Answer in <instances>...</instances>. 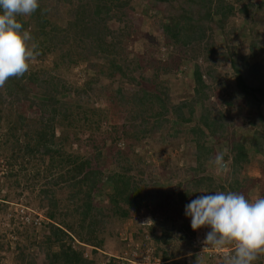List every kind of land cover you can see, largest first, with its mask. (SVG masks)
Wrapping results in <instances>:
<instances>
[{
  "label": "trees",
  "instance_id": "obj_1",
  "mask_svg": "<svg viewBox=\"0 0 264 264\" xmlns=\"http://www.w3.org/2000/svg\"><path fill=\"white\" fill-rule=\"evenodd\" d=\"M44 1L50 2L39 0V9L28 15L27 20L17 18L33 38L29 44L36 43L38 53H53L56 66L69 68L81 61L94 74L86 81L85 87L71 89L63 88L58 85L59 81L51 78L40 80L38 84L32 80L36 73L28 70L21 78H10L0 88V123L7 126L0 138V156L11 162L7 163L9 167L18 162L17 172L31 168L30 173H25L21 187L16 183V172L9 170L4 177L6 180L11 178L13 189L29 191L26 204L36 201L39 212L47 221L42 225L45 230L41 240L30 242L31 246L43 252L47 264H93L82 258L83 245L92 248V251L100 248L103 239L98 234L102 233L104 225L111 219L126 218L139 206L136 183L130 175L132 168L142 163V157L134 151L135 147L140 140L169 130L171 120L188 126L186 130L180 128L173 131L176 135L186 131L190 137L195 163L191 169L193 172L201 169L206 156L213 151L205 145L208 138L217 144L231 141L224 159L230 158V169L233 168L234 172L231 176H235L226 183L227 189L223 185H215L209 177H202L195 184L207 182V187L212 189L208 194L231 190L246 195L252 182L247 180L243 183L240 171L249 161V150L258 153L264 148L263 116L260 113L250 117L248 124L252 127V136L246 143H238L231 140V131L223 114L212 107L209 109L206 103L219 82L215 79L214 67L226 61L233 72L235 86L243 96H248L255 107L264 106V76H260L262 66L254 63L250 68L245 63L248 57L233 54L230 47L231 51L224 52L214 44L217 33L226 39L235 34L233 27L227 28V22L233 16L237 15L244 21L251 20L250 0H230L231 3L224 0H152L161 6L158 8L157 25L167 43L174 48L178 43L181 47H189L193 59H200L204 64L203 71L196 63L190 71L188 79L192 98L176 104L171 103L165 94V87L163 92L157 89L175 78L177 72L180 73L178 66L181 61L175 63L177 68L174 70L155 65L148 88L141 85L147 79L136 74L138 65L124 57L123 46L131 35L130 30L124 27L128 23L126 16L123 18L124 14L120 13L127 6L125 1L76 0L70 5L64 29L49 26L47 14L55 13L46 12V7L42 5ZM71 1L65 2L70 4ZM232 4L238 5L239 9L234 11ZM51 9L56 11V7ZM111 18L124 25L116 31H109L104 22ZM254 28L253 25L249 28L248 36L262 39L264 27L253 34ZM254 41L251 42L252 47L257 44ZM254 50L251 56L259 54L264 60V43ZM37 58L41 56L37 55L34 60ZM30 60L27 61L29 65ZM244 72H248L253 80L257 78V81L254 84L247 82ZM101 76L107 82L117 81L113 85L109 82L110 85L99 87L95 92L99 96L106 94L104 97L108 106L123 114L121 125L114 126L116 132L110 139L106 158L102 155L106 132L101 129V123L106 121V112L88 106L87 94L93 91L90 84L97 82ZM67 91L72 96L64 97ZM59 96L63 97L58 99ZM30 112L33 115L27 118ZM92 132L101 133L102 139L91 137ZM84 134H88L85 139ZM118 142L123 147H116ZM73 144L76 146L74 150L70 148ZM110 164L114 165V170L104 173L103 166ZM107 185L110 189V193H105L107 205L94 206V195L104 194L103 188ZM186 218L191 224V218ZM188 232V235L180 237L181 241L191 242L193 231L190 228ZM73 243L80 248L73 249ZM18 260V264H35L30 262L31 259L25 260L22 253H19ZM163 260L167 261L165 253Z\"/></svg>",
  "mask_w": 264,
  "mask_h": 264
},
{
  "label": "rangeland",
  "instance_id": "obj_2",
  "mask_svg": "<svg viewBox=\"0 0 264 264\" xmlns=\"http://www.w3.org/2000/svg\"><path fill=\"white\" fill-rule=\"evenodd\" d=\"M65 1L42 2V5L47 9L46 12L55 13L47 14L49 26L64 29L65 22L69 19L67 15L70 11V5L76 3V0H72L70 4ZM123 1L127 6L120 13L124 14L123 18L126 16L125 19L128 22L126 26L117 22L115 18L106 20L104 26L111 32L116 31L122 25L130 30L131 35L127 37V41L124 43L123 54L128 61L131 60L132 63L138 65L139 69L136 74L147 79V81H142L141 85L150 88V76L151 73H154L155 65L172 67L171 69L174 70L177 68L175 63L181 61V65L178 66L180 73L177 72L175 78L168 80L164 86L160 85L157 90L163 92L165 87L167 89L165 94L174 104L192 98L193 93L188 77L193 63L199 65L203 71V62L200 59H193V52L189 50V47H181L178 43L174 48L167 43L157 25L160 14L158 8L161 6L153 3L152 0ZM224 1L231 3L230 0ZM249 3L252 5V21H244L237 15L233 16L227 22V28L233 27L236 31L235 34H231L230 39H226L217 33L214 37V44L219 45L224 52L233 50V54H238L243 58L248 57L245 59V63L250 68L254 63H259L262 66L260 76H264V60L261 58L263 56H258L259 54L254 57L251 56L254 54V49L264 43V31L262 33L263 38L260 40L251 39L253 35L248 36L249 28L252 25L255 27L252 30L253 34L256 30L260 31L264 27V0H250ZM232 6L234 11L239 9L236 4H232ZM52 7H56V11L52 10ZM17 18L27 20L28 15H19ZM253 40L257 41L254 47L251 46ZM39 55L41 58H37V60L30 58L31 65L29 67L32 73H36L32 80H36L38 84L40 80L51 78L53 81H59L58 85L63 88H82L85 87L86 81L94 75L91 73L92 69H89L84 62L77 61L69 68H63L61 65L56 66L53 53L44 52L39 53ZM233 57L235 58V55ZM95 64H99V62ZM214 71L215 79L219 82L215 84V89L211 92L210 99L206 103L209 105L207 107L223 114L231 131V140L246 143L252 136V127L248 124L249 119L258 116L260 113L264 119V106L255 107L248 96H243L235 86L233 72L226 61L215 66ZM243 75L247 82L254 84L257 81V78L253 80L248 72H244ZM97 79V82L90 84L93 91L87 92L89 95L88 106L91 105V107L106 112V121L101 123V129L106 132L102 149V155L105 157L110 139L115 136L116 129L114 126L121 125L123 114L108 106L104 97L106 94L99 96L95 92L99 87L105 88V86L110 85L109 82L113 85L117 79L108 82L102 76ZM203 80L207 83L205 76H203ZM66 96H72L71 92H65L64 97ZM60 97L63 96H59L58 99ZM32 115L30 112L26 117L29 118ZM170 125L169 130H163L164 132L158 135L140 140L139 145L135 147V153L142 157V163L137 164L130 172L137 187V201H140L138 208L130 211L126 218L111 219L106 223L102 233L98 234L99 238L103 239V244L93 251L92 248L83 245L84 248L81 252L83 259L92 261L93 264H229V260L235 252L234 242L226 241L223 245L216 247L201 245L206 233L211 230L210 228L203 227L204 237L197 234V241L200 243L196 242L193 230L191 242L185 243L180 240V237L188 235V230L191 228V224L184 214L185 203H190L200 194H208L212 191L211 188L207 187V182L197 185L195 184L196 180L209 177L215 185H223L224 189H227L226 183L235 176H231V173L234 172L233 168L230 169V158L225 160L227 167L222 173L217 172L208 163L219 151L227 149L228 153V145L231 141L228 144L223 142L217 144L212 138H208L205 145L212 148L213 151L206 156L201 169L193 172L191 169L194 168L195 163L191 155L193 149L189 142L190 137L186 131L177 135L173 131L180 128L186 130L188 126L179 125L173 120H171ZM6 129L7 126L0 123V138ZM100 134L98 136L92 132L90 136L101 140ZM87 135L84 134L83 138L85 139ZM75 147L73 144L70 148L74 150ZM116 147L121 148L123 144L118 142ZM249 153H251L249 161L242 166L240 177L244 179L243 183L247 180L252 182V186L246 190L245 196L254 201L258 197H264V148L258 153H252L249 150ZM1 156L3 157V155ZM1 156L0 264H18L20 262L18 260L19 253H22L25 260L31 259L30 262H35V264H47L43 252L30 245L31 241L38 242L41 240L45 230L42 225H45L47 221L39 212L36 201L26 204L29 191L21 188L13 189L14 187L10 186L11 178L6 180L4 177L9 170L16 172V183H18V187H21L24 185L25 173H30L31 168L17 172L19 171V163H12L14 166L9 167L7 163L11 162L6 157L2 158ZM103 167L104 173L114 170L113 164ZM103 189L104 194L94 195L93 202L96 207L107 205L105 193H110V189L108 185ZM148 218H151L154 223L141 225ZM163 236H165L164 239ZM163 242L165 243L163 244ZM72 247L73 249L80 248L76 243H73ZM163 253H165L167 261L163 260ZM171 257L172 259L168 260ZM250 264H264V252L259 251L256 254V259Z\"/></svg>",
  "mask_w": 264,
  "mask_h": 264
},
{
  "label": "clouds",
  "instance_id": "obj_3",
  "mask_svg": "<svg viewBox=\"0 0 264 264\" xmlns=\"http://www.w3.org/2000/svg\"><path fill=\"white\" fill-rule=\"evenodd\" d=\"M39 7V0H0V88L10 78L18 79L27 73V61L39 55L38 45L29 44L33 38L17 20L19 15L34 14ZM226 153L227 149L219 151L208 161L217 172L222 173L227 167ZM184 214L191 218L193 231L211 229L205 235V247L234 242L235 252L229 264H250L264 250V197L253 201L231 190L203 193L185 206ZM153 223L148 218L141 225Z\"/></svg>",
  "mask_w": 264,
  "mask_h": 264
},
{
  "label": "built area",
  "instance_id": "obj_4",
  "mask_svg": "<svg viewBox=\"0 0 264 264\" xmlns=\"http://www.w3.org/2000/svg\"><path fill=\"white\" fill-rule=\"evenodd\" d=\"M197 234H199L200 236L204 237V229H203V227H201L200 229L194 231V238H195L196 242H199V241H197L198 240ZM201 245L204 246L203 242H201Z\"/></svg>",
  "mask_w": 264,
  "mask_h": 264
}]
</instances>
